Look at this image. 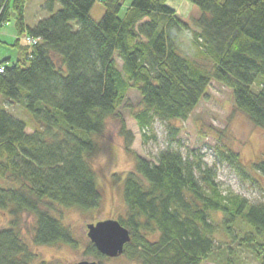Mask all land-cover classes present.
Wrapping results in <instances>:
<instances>
[{"label": "trees", "instance_id": "1", "mask_svg": "<svg viewBox=\"0 0 264 264\" xmlns=\"http://www.w3.org/2000/svg\"><path fill=\"white\" fill-rule=\"evenodd\" d=\"M96 1L46 0L50 15L30 25L28 0H0V28L14 21L20 51L14 62L0 61V94L21 104L36 125L29 132L0 105V211L12 215L0 227V264H34L22 235L25 214L35 219V244L77 246L62 208L100 206L95 139L109 120L120 121L135 154L121 116L131 89L144 105L133 114L142 129L156 119H188L213 81L230 88L235 110L264 129V0H189L199 9L191 23L169 0H132L127 8L124 0H104L96 20ZM24 35L38 42L21 44ZM172 130L176 137L157 162L135 154L124 177L126 210L117 220L131 240L123 254L137 264H202L220 250L223 264H237L236 244L264 264V200L225 192L216 170L225 162L247 177L264 175V154L246 165L238 152L217 145L208 166L202 155L185 156L180 129ZM85 252L109 258L92 242Z\"/></svg>", "mask_w": 264, "mask_h": 264}, {"label": "rangeland", "instance_id": "2", "mask_svg": "<svg viewBox=\"0 0 264 264\" xmlns=\"http://www.w3.org/2000/svg\"><path fill=\"white\" fill-rule=\"evenodd\" d=\"M131 0H124V8ZM172 1V0H171ZM186 8L195 7L191 2L184 0ZM46 0H28L26 5V20L32 25L39 18L47 17L50 12L44 8ZM177 4H181L176 1ZM61 3L55 4V11L60 9ZM194 9V8H193ZM193 11V12H192ZM199 9L190 11L185 20L192 22ZM105 12L102 1H97L91 10V15L100 20ZM192 12V13H191ZM183 13V12H182ZM182 16V15H181ZM3 28V29H1ZM0 28V36L3 30L13 31V37L8 41L12 44L15 38L14 21ZM14 28V29H13ZM25 35L21 38V44L25 45ZM1 46V44H0ZM11 49V47L9 46ZM12 48H15L13 46ZM185 49L191 55L187 47ZM121 66L122 62L118 58ZM130 106L121 110V116L126 122L128 131L131 132V149L135 154L157 162L160 151L166 149L171 142L172 127H178L180 133L177 139L181 143V151L188 154L202 155L208 166H213L216 160L217 145L227 146L238 152L246 165L258 160L264 154V129L255 126L248 117L235 110L233 94L230 88L213 81L205 97L186 120H172L170 123L156 119L152 126L141 128L134 113L144 108L141 95L136 89L129 91ZM0 105L28 123V131L32 132L35 122L31 119L25 108L16 102L3 98L0 94ZM98 151L94 158V168L97 173L99 190L102 193V201L99 207L91 210L79 208H62V221L70 227L73 236L77 240L74 248L64 243L56 245H37L33 241V226L35 219L30 215H23L22 235L36 254L34 264H74L83 260L99 261L100 264H137L129 260L124 254L117 257L101 259L86 254V248L91 242L88 237L87 225L100 220L118 219L126 210L123 197V182L126 174L133 170L136 156L127 150V139L121 132V123L117 119L108 121L105 130L96 136ZM178 142H173L177 147ZM217 181L225 192L239 194L251 201L264 200V175L253 172L251 176L239 174L227 163L217 162ZM221 213L214 214L215 220L221 219ZM12 215L8 211H0V227L10 224ZM237 264H259L258 260L249 251L237 248ZM226 253L220 250L212 253L202 264H223Z\"/></svg>", "mask_w": 264, "mask_h": 264}, {"label": "water", "instance_id": "3", "mask_svg": "<svg viewBox=\"0 0 264 264\" xmlns=\"http://www.w3.org/2000/svg\"><path fill=\"white\" fill-rule=\"evenodd\" d=\"M88 237L98 251L108 257L124 253L125 245L130 242L129 230L117 219L100 220L87 225ZM74 264H100L98 261L83 260Z\"/></svg>", "mask_w": 264, "mask_h": 264}, {"label": "crops", "instance_id": "4", "mask_svg": "<svg viewBox=\"0 0 264 264\" xmlns=\"http://www.w3.org/2000/svg\"><path fill=\"white\" fill-rule=\"evenodd\" d=\"M97 1H102L103 2L104 0H97ZM176 1H179L181 4H177ZM187 1H189V0H187ZM131 2H132V0L127 3V5H126L125 8L129 7L130 4H131ZM169 4H170L171 7L175 8L177 10V12H178V14L180 16L182 15L181 17L184 20H185V16L187 17V15H190V11L191 10L196 9V7L186 8L187 7V4H185V1L184 0H172V1L169 0ZM197 14H199L198 11H197ZM1 29H3V28H1ZM9 33L10 34H8L7 32H5L3 30V34L0 36V44H1V46H0V61L9 60L10 62H14V61H16L20 57V51H19V49H18L17 46L15 48H12L14 46V43H15V41H16L17 38L14 39V41L12 42V44H10L8 42L9 40H11V37H13V31L11 30V31H9ZM14 33H15V36L17 37L16 30L14 31ZM4 36H7L8 37V41L6 40V38H4ZM9 46L11 47V49L9 48Z\"/></svg>", "mask_w": 264, "mask_h": 264}, {"label": "built area", "instance_id": "5", "mask_svg": "<svg viewBox=\"0 0 264 264\" xmlns=\"http://www.w3.org/2000/svg\"><path fill=\"white\" fill-rule=\"evenodd\" d=\"M24 39L26 40V42H28V43H30V44H35V43L38 42V39L33 38V37H31V36H25ZM0 71H2V70L0 69Z\"/></svg>", "mask_w": 264, "mask_h": 264}]
</instances>
